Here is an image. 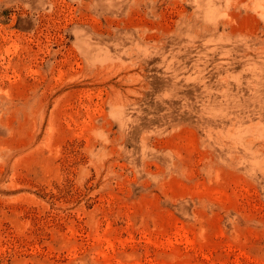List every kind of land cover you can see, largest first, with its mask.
Instances as JSON below:
<instances>
[{
	"label": "rangeland",
	"instance_id": "obj_1",
	"mask_svg": "<svg viewBox=\"0 0 264 264\" xmlns=\"http://www.w3.org/2000/svg\"><path fill=\"white\" fill-rule=\"evenodd\" d=\"M0 264H264V0H0Z\"/></svg>",
	"mask_w": 264,
	"mask_h": 264
}]
</instances>
